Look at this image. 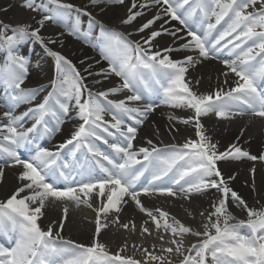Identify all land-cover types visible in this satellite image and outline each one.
I'll list each match as a JSON object with an SVG mask.
<instances>
[{"label": "snow or ice", "instance_id": "obj_1", "mask_svg": "<svg viewBox=\"0 0 264 264\" xmlns=\"http://www.w3.org/2000/svg\"><path fill=\"white\" fill-rule=\"evenodd\" d=\"M124 2L89 0L100 11ZM150 6L157 9L156 14L135 29L136 34L148 30L150 35L140 40L129 39L133 33L125 36L106 30L91 13H84L100 24L101 42L96 46L101 60L108 63L107 69L96 75L104 80L114 75L120 84L94 91L66 57L49 50L56 71L51 90L21 115H14L13 109L35 100L45 89L21 87L26 59L17 53V45L30 38L43 43V38L39 28L0 23V51L7 53L5 64L0 65V87L4 89L0 99L7 108L0 116V183L7 167L19 169L14 189L0 200V264H173V255L179 264H264V206L250 208L228 182L235 176L226 180L218 166L241 158L264 161V154L251 155L236 144L219 151L202 122L210 115L217 120L243 115L264 118V0H143L139 5L132 0L121 24L131 25L144 14L133 9L147 10ZM22 7L43 13L37 22L41 27L45 21L55 22L73 11H83L64 0H46L39 5L24 0ZM158 21L163 23L155 30L153 25ZM169 21L182 27L170 30L165 27ZM182 32L184 35H178ZM165 34L173 38L172 45L153 50L156 39ZM173 52L193 54L174 59ZM223 53L232 57L222 59L227 69L222 73L224 83L231 73L236 78L234 86L200 92V79L193 82L187 73L204 60L221 59ZM85 72L92 75L87 68ZM94 83L101 85L102 80ZM123 92L128 93L123 99L109 98ZM153 95L167 107L188 112L187 117L173 115L168 119L190 125L194 138L163 148L147 140V147L136 149L138 126L158 106ZM73 112L79 123L70 137L55 150L43 146L41 139L59 131ZM29 120L33 123L25 127ZM21 149H26L29 157H24ZM251 172L254 174L255 168ZM211 190L217 195L210 210L199 213V223L190 213L193 224L188 226L175 217L169 222L167 211L151 210L141 199L157 195L191 204ZM53 201L64 205L63 215L45 229L42 220ZM70 204L86 205L95 213L94 235L88 245L62 235ZM128 205L149 218L140 225L142 235L152 234L149 221L157 230L171 233L169 246L161 247L163 255L144 248L143 260H137L121 255L127 244L112 254L100 241L108 227L101 217L110 220L115 216L112 222L120 223L119 214ZM230 205L246 212L247 219H238ZM130 224L135 231L131 221L121 227L128 230ZM187 236L195 237L196 242L185 248Z\"/></svg>", "mask_w": 264, "mask_h": 264}, {"label": "bare ground", "instance_id": "obj_2", "mask_svg": "<svg viewBox=\"0 0 264 264\" xmlns=\"http://www.w3.org/2000/svg\"><path fill=\"white\" fill-rule=\"evenodd\" d=\"M142 2L143 0H137L138 5ZM23 3L24 0H0V23L7 25L8 23L27 25L29 24V19H31V21L38 22L42 18L43 13L37 14L38 12L22 7ZM66 3H71L74 6L81 8L83 11L79 14L87 18L89 21H91V17L85 15V12L91 13V16H95L103 21H106L108 24L111 23V28L104 26L106 30H114L115 32L122 33L125 36H128V33H133V35L128 36L131 40H140L141 36L150 35L148 30H146L145 33L136 34L135 29L146 22V20L151 19L157 11L155 7L151 6L147 10L139 9V7H137L136 9H133V11L139 10L144 14L137 17L131 25H123L120 21L128 15V9L132 5V0H127L125 5L110 4L104 8V11H100L99 7H92L89 4V0H66ZM37 15H40V17ZM64 22L65 20L58 18L55 22L45 21L42 27L38 24L36 28L40 29L39 35L43 38V43L35 40L34 38L27 39L39 49V54H43V56L48 60H45L47 61L45 63H43V61L41 62L42 66H44V68H42V66L40 67L41 71H32L25 67V73L29 71L30 74L27 76V80H25L26 83L29 86L38 85L37 87H43L45 92L46 88H51L50 83L56 77L55 59L49 54V50H51L66 57L71 64L81 72V74L85 77L84 82L94 91L98 89L105 90L112 87V82L115 83L118 77L113 75L104 80L101 76L96 75V73L100 72L101 69H107V67H105L107 61L101 60L99 48L96 46L97 43L94 41L96 33L89 31L87 32L88 37H81L79 34L69 35V32L73 31L66 27ZM161 23H163V21L156 22V24L153 25V29L158 30ZM165 27L170 30H175V28L182 26L179 25L177 21H169V24L165 25ZM178 35H184V33H178ZM187 39H190V37ZM49 40L55 41V43H49ZM172 43L173 38L171 36L166 34L162 35L154 42L155 47L153 50L167 48L172 45ZM16 50L19 55L24 56L20 46L17 47ZM191 54L193 53H171L174 59H180L184 55ZM6 56V51H0V57H2L4 64ZM231 58L232 57H229L227 53H223L221 59L204 60L202 63L198 64L195 69L189 70L187 78L193 82L200 79L201 83L198 85L200 92L214 90L218 86L227 90L229 87L234 86L233 81L236 78L233 74L229 73L228 83H224L225 77L222 73L227 71V69L222 63V59ZM81 61L84 63H81ZM96 61H100V63H96ZM89 66L91 67L89 68ZM86 68L91 71L92 75H88V73L85 72ZM96 79L102 80V84L96 85L94 83ZM43 95L44 91L40 92L36 99L31 101V105L33 106L41 102ZM154 103L158 106L155 108L153 113L149 115L144 124L138 126L137 139L134 141L136 149L142 145L146 146L147 140H152L155 144L156 142H161L164 139H173L177 142L184 143L185 140L194 138V129L190 125H184L177 120L169 121L168 119L169 116L173 115L177 117H187L188 112L167 107L161 104L160 100ZM3 104L4 102L0 101V116H2L4 110L6 109L2 106ZM202 122L205 125L207 134L212 137L213 142L217 143L219 151H225L229 145L236 144L243 151H247L251 155L259 156L260 154H264V118L253 115H243L236 116L231 120H217L214 115H210L203 118ZM32 123L33 122H31V124ZM78 123L79 121L75 118V112H73L72 118L64 122L59 131L54 132L51 136H45V139L47 138L48 140L45 142L44 146L54 148L64 142L70 137ZM174 124L182 125L183 130L175 132L176 127L173 126ZM242 129L243 132H241ZM238 137L239 139H237ZM26 157H29V155H26ZM218 166L226 180L230 176H235L234 180H230L228 182L230 186L244 198L250 208H253L255 205H264V161L257 159L256 163H254V161L248 160L247 158H241L239 160L220 162ZM253 168H255L254 174L251 172V169ZM18 171L19 169L14 167H7L5 169L3 182L0 183V200L5 199L14 189L17 183L15 174ZM253 182L255 184V192L252 191ZM216 195L217 193L215 190H211L206 196L194 199L191 204L182 199L167 198L157 195L142 196L141 199L145 206L151 210L160 208L163 211H167L169 213V222H171L172 217H175L188 226L193 224L189 214H195L197 217L196 223H199L201 219L199 213L201 211L210 210V205ZM97 204H94V206ZM81 205L85 210H69V216L62 231V235L65 238L71 239L77 243L88 245L94 235L96 217L92 209L88 208L86 205ZM230 210L237 218H239L241 210L237 209L234 205H230ZM241 212L246 214L244 211ZM62 215L63 207L61 209H56L53 206H48V211L42 220L43 227L46 229L52 221H58ZM115 219L116 217L113 216L110 220H105L102 216L101 220L102 223H107L108 227L106 230H103L99 239L101 242L106 244L109 251L112 249L119 250L127 244L126 250L143 252L142 250L146 248L149 252H155L158 255H163V253H161V246L156 243V240L159 242V237L163 236V228L157 230L155 225H152L149 221V226L151 225L153 227L151 228V235L146 233L144 234L149 237V240L151 239L147 244L144 240L138 242L135 241L136 233L140 232L139 227H136L135 231L131 230V224L128 230L121 227L122 223H127L129 221L135 225L137 223H144L145 220H149L146 215L139 213L138 210L134 211V207L132 205H128L119 214L120 223H113L112 221ZM161 223H163V221H161ZM130 236H132V239L129 241L128 238H130ZM187 237L191 238V236ZM184 244L186 245L185 241Z\"/></svg>", "mask_w": 264, "mask_h": 264}]
</instances>
